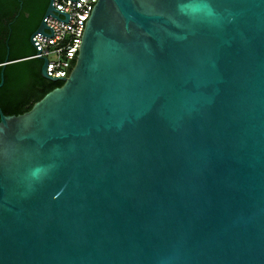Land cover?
I'll return each mask as SVG.
<instances>
[{"label":"water","instance_id":"obj_1","mask_svg":"<svg viewBox=\"0 0 264 264\" xmlns=\"http://www.w3.org/2000/svg\"><path fill=\"white\" fill-rule=\"evenodd\" d=\"M38 59L61 84L0 111V264H264V0H96L68 75Z\"/></svg>","mask_w":264,"mask_h":264},{"label":"trees","instance_id":"obj_2","mask_svg":"<svg viewBox=\"0 0 264 264\" xmlns=\"http://www.w3.org/2000/svg\"><path fill=\"white\" fill-rule=\"evenodd\" d=\"M16 0H0V111L18 114L26 111L47 91L59 86L39 74L40 60L32 57L29 36L38 25L48 0L23 1V11L16 16ZM24 13H26L24 15Z\"/></svg>","mask_w":264,"mask_h":264},{"label":"built area","instance_id":"obj_3","mask_svg":"<svg viewBox=\"0 0 264 264\" xmlns=\"http://www.w3.org/2000/svg\"><path fill=\"white\" fill-rule=\"evenodd\" d=\"M95 1L49 0L54 14L44 18L47 29L31 37L35 50L32 57L45 59L44 70L47 76L65 78L68 75L79 47L84 23Z\"/></svg>","mask_w":264,"mask_h":264},{"label":"flooded vegetation","instance_id":"obj_4","mask_svg":"<svg viewBox=\"0 0 264 264\" xmlns=\"http://www.w3.org/2000/svg\"><path fill=\"white\" fill-rule=\"evenodd\" d=\"M23 1H26V0H16V3H15L16 9H13V11H15L16 16L19 15L21 13V11H23ZM25 14L26 13H24V15ZM40 65H41V60H40ZM55 82H57V81H55Z\"/></svg>","mask_w":264,"mask_h":264}]
</instances>
